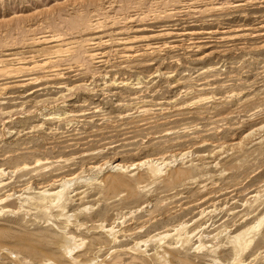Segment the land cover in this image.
<instances>
[{
    "label": "rangeland",
    "instance_id": "obj_1",
    "mask_svg": "<svg viewBox=\"0 0 264 264\" xmlns=\"http://www.w3.org/2000/svg\"><path fill=\"white\" fill-rule=\"evenodd\" d=\"M0 59V264H264V0H0Z\"/></svg>",
    "mask_w": 264,
    "mask_h": 264
},
{
    "label": "bare ground",
    "instance_id": "obj_2",
    "mask_svg": "<svg viewBox=\"0 0 264 264\" xmlns=\"http://www.w3.org/2000/svg\"><path fill=\"white\" fill-rule=\"evenodd\" d=\"M164 33H165V32H164ZM183 33H184V32H183ZM56 37H57V36H56ZM45 38H46V37H45ZM54 38H55V36H54ZM57 38H60V37H57ZM147 38H148V36H147ZM46 39H47V38H46ZM46 39H45V41H44V40H42V41L46 42ZM52 40H55V39H52ZM57 40H58V39H57ZM62 40H63V39H62ZM38 41L40 42V41H41V38H40V40L38 39ZM42 41H41V42H42ZM50 41H51V39H50ZM39 42H37V43L39 44ZM33 43H35V41H34ZM35 44H36V43H35ZM61 44H62V43H61ZM65 44H67V43L65 42ZM167 44H168V43H167ZM58 45H59V44H58ZM60 47H61V45H60ZM60 47H59V49H60ZM68 47H70V46H68ZM68 47H67V48H68ZM69 49H70V48H69ZM51 50H52V49H51ZM54 50L57 51L58 48H56V49H54ZM61 51H64L63 48H62ZM61 51H60V52H61ZM67 51H68V50H67ZM151 51H152V50H151ZM57 52H58V54H59V50H58ZM18 53L20 54L21 52H18ZM54 53H56V52H54ZM15 54H16V53H15ZM33 54H35V53H33ZM37 54H38V53H37ZM37 54H36V55H37ZM63 54H64V53H63ZM63 54H62V55H63ZM16 55H17V54H16ZM21 55H22V54H21ZM26 55H27V53H26ZM30 55H32V53H31ZM47 55H49V54H47ZM96 55H97V54H96ZM11 56H12V55H11ZM24 56H25V55H24ZM27 56H28V55H27ZM9 57H10V56H9ZM17 57H19V56H17ZM10 58H11V57H10ZM14 58H15V57H14ZM28 58H29V57H28ZM28 58H27V59H28ZM30 58H31V56H30ZM34 58H35V57H34ZM0 60H1V59H0ZM11 60H12V59H11ZM14 60H15V59H14ZM16 60H18V59H16ZM22 60H23V58H22ZM25 60H26V59H25ZM25 60H24V61H25ZM33 60H34V59H33ZM2 61H3V59H2ZM19 61H20V59H19ZM24 61H23V62H24ZM27 61H28V60H27ZM27 61H26V62H27ZM30 61H31V60H30ZM56 61H57V60H56ZM16 63H17V62H16ZM37 63H38V62H37ZM37 63H36V64H37ZM44 63H45V62H44ZM44 63H43V64H44ZM46 64H47V61H46ZM22 65H23V64H22ZM27 65H28V64H27ZM27 65H25V66L28 67V68L32 66L31 64H30V66H29V65L27 66ZM25 66L23 65V69L25 68ZM35 66H36V65H35ZM38 66H40V65L38 64ZM42 66H43V65H42ZM15 67H16V66H15ZM21 67H22V66H21ZM12 68H13V67H12ZM18 68H19V67H18ZM28 68H26V69H28ZM34 69H35V68H34ZM34 69H33V70H34ZM15 71H16V70H15ZM19 71H22L21 68H20V70H18V72H19ZM24 71L27 72V70H25V69H24L22 72H24ZM29 71H30V70H28V72H29ZM18 72H17V73H18ZM22 72H21V73H22ZM17 73H16V74H17ZM14 74H15V73H14ZM144 162H145V161H144ZM134 165H135V164H134ZM144 165H145V164H144ZM131 167H132V166H131ZM139 167H140V166H139ZM69 180H70V179H69ZM65 181H66V180H65ZM52 193H53V192H52ZM58 193H59V192H58ZM53 194H54V193H53ZM60 195H61V194H60ZM57 200H58V199H57ZM262 220H263V218H262ZM260 222H261V221H260ZM260 224H262V223H260ZM257 226H258V225H257ZM259 226H260V225H259ZM251 227H252V226H251ZM254 227H255V226H254ZM250 230H251V229H250ZM247 232H248V231H247ZM237 240H238V239H237ZM239 240H240V239H239ZM249 243H250V242H249Z\"/></svg>",
    "mask_w": 264,
    "mask_h": 264
}]
</instances>
